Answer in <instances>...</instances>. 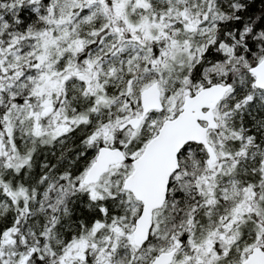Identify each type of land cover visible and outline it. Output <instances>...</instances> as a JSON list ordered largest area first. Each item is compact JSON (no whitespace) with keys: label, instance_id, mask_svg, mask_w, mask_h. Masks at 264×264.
<instances>
[{"label":"snow or ice","instance_id":"6c2138e0","mask_svg":"<svg viewBox=\"0 0 264 264\" xmlns=\"http://www.w3.org/2000/svg\"><path fill=\"white\" fill-rule=\"evenodd\" d=\"M0 264H264V0H0Z\"/></svg>","mask_w":264,"mask_h":264}]
</instances>
